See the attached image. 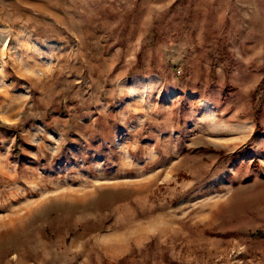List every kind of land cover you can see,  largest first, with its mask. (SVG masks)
Segmentation results:
<instances>
[{"label":"rangeland","instance_id":"374dc122","mask_svg":"<svg viewBox=\"0 0 264 264\" xmlns=\"http://www.w3.org/2000/svg\"><path fill=\"white\" fill-rule=\"evenodd\" d=\"M0 264H264V0H0Z\"/></svg>","mask_w":264,"mask_h":264}]
</instances>
